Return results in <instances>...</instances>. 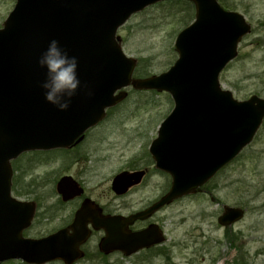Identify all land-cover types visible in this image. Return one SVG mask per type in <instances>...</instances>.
Instances as JSON below:
<instances>
[{"label":"water","instance_id":"water-1","mask_svg":"<svg viewBox=\"0 0 264 264\" xmlns=\"http://www.w3.org/2000/svg\"><path fill=\"white\" fill-rule=\"evenodd\" d=\"M161 1L165 0H16L0 29V261L17 258L44 264L60 259L72 264L83 256L79 246L89 236L88 222L105 230L106 237L99 244L105 254L119 250L129 256L160 243L162 237L153 226L134 233L127 228L194 192L252 140L264 117V99L254 95L236 101L218 82L249 26L241 15L224 11L216 0H188L195 6V19L177 35L178 59L168 72L131 78L134 60L121 51L116 30L133 13ZM53 38L71 55L94 62L93 79L103 78L101 64L109 63L103 89H93L86 98L88 102L97 99L88 110L72 102L69 113L59 117L43 97L44 70L37 58ZM129 85L166 91L173 99V111L150 147L156 168L172 178L170 190L157 203L128 217H102L93 202L85 199L70 226L73 233L60 230L41 239L23 238L35 207L10 196L9 161L25 151L78 143L85 130L103 119L105 109L126 95L114 93ZM50 120L62 125L54 128ZM142 176L143 172L117 174L111 189L122 195ZM56 190L63 201L82 193L70 177L61 178ZM242 215L238 208L224 207L218 222L230 225Z\"/></svg>","mask_w":264,"mask_h":264},{"label":"rangeland","instance_id":"rangeland-1","mask_svg":"<svg viewBox=\"0 0 264 264\" xmlns=\"http://www.w3.org/2000/svg\"><path fill=\"white\" fill-rule=\"evenodd\" d=\"M217 1L223 9L243 15L251 26L239 42L237 57L221 72V86L238 101L252 95L264 98V0ZM14 4L15 0H0V29ZM193 18L194 7L185 0L154 4L131 16L116 35L123 53L135 60L132 78L165 72L177 58L176 35ZM122 91L125 97L79 145L25 153L13 162L11 196L36 205L23 237L39 239L71 222L82 199L60 200L55 185L64 175L72 177L83 188V197L105 214L141 210L168 190L170 177L155 170L148 148L173 102L165 92L131 87ZM131 170H145L141 184L116 196L111 190L113 177ZM223 205L244 209L243 218L230 227L220 226L217 217ZM148 222L163 231L161 245L130 257L103 256L93 236L84 246V259L75 264H264V120L250 145L201 190L166 205Z\"/></svg>","mask_w":264,"mask_h":264},{"label":"clouds","instance_id":"clouds-1","mask_svg":"<svg viewBox=\"0 0 264 264\" xmlns=\"http://www.w3.org/2000/svg\"><path fill=\"white\" fill-rule=\"evenodd\" d=\"M37 64L44 70L40 88L45 101L58 110H67L82 86L78 57L53 38L37 58Z\"/></svg>","mask_w":264,"mask_h":264},{"label":"bare ground","instance_id":"bare-ground-1","mask_svg":"<svg viewBox=\"0 0 264 264\" xmlns=\"http://www.w3.org/2000/svg\"><path fill=\"white\" fill-rule=\"evenodd\" d=\"M78 57L79 60V76L80 79L82 81V86L78 92V95L75 96L72 100L73 104L76 106H80L83 107L85 109H89L93 104H95L96 100H91V101H87L86 98L89 95V92H91L93 89L95 90H102L103 89V85L105 82V76L108 72L109 69V63L107 61H105L104 63H102L101 65L104 66V69L102 70V77L101 79H93L92 78V74H93V68H94V62L91 59H84L81 58L80 56H76ZM90 78V79H89ZM93 79V80H91ZM46 107L49 108V105H45ZM73 105L71 104L70 107H72ZM69 107V108H70ZM69 108L65 111H61L58 110L57 108H55L53 105H51V109L53 111V113L55 115H58L59 117H63L64 113H69ZM61 120L64 123V119L61 118ZM50 122H52V126L55 128L59 125L62 124H58L56 122H54L53 120H50ZM218 264H222V262H219Z\"/></svg>","mask_w":264,"mask_h":264},{"label":"flooded vegetation","instance_id":"flooded-vegetation-1","mask_svg":"<svg viewBox=\"0 0 264 264\" xmlns=\"http://www.w3.org/2000/svg\"><path fill=\"white\" fill-rule=\"evenodd\" d=\"M107 214V213H106ZM136 223H139V222H136ZM135 223V224H136ZM149 223H146L143 227H141L140 229H143V228H145L147 225H148ZM134 227V226H133ZM133 227H131V229L132 230H140V229H137V228H133ZM100 233H102V232H100V231H93L92 232V235L91 236H96V240H98L99 241V239H100Z\"/></svg>","mask_w":264,"mask_h":264}]
</instances>
